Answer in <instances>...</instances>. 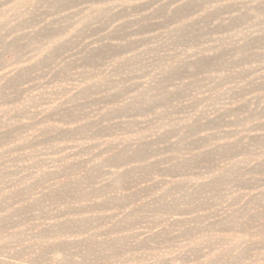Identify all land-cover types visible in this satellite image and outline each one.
<instances>
[{
  "label": "rangeland",
  "instance_id": "rangeland-1",
  "mask_svg": "<svg viewBox=\"0 0 264 264\" xmlns=\"http://www.w3.org/2000/svg\"><path fill=\"white\" fill-rule=\"evenodd\" d=\"M0 264H264V0H0Z\"/></svg>",
  "mask_w": 264,
  "mask_h": 264
},
{
  "label": "bare ground",
  "instance_id": "bare-ground-1",
  "mask_svg": "<svg viewBox=\"0 0 264 264\" xmlns=\"http://www.w3.org/2000/svg\"><path fill=\"white\" fill-rule=\"evenodd\" d=\"M52 2H53V1H52ZM239 32H240V31H239ZM218 35H219V34H218ZM218 35H217V36H218ZM167 38H168V37H167ZM250 77H251V76H250ZM218 78H219V77H218ZM200 79H201V78H200ZM156 81H157V80H156ZM152 83H153V82H152ZM165 83H166V82H165ZM210 85H211V84H210ZM141 92H142V91H141ZM144 97H145V96H144ZM165 107H166V106H165ZM242 116H243V115H242ZM237 117H238V116H237ZM252 153H253V152H252Z\"/></svg>",
  "mask_w": 264,
  "mask_h": 264
}]
</instances>
